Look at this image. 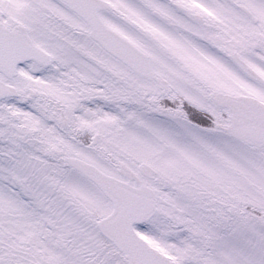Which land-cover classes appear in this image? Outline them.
I'll list each match as a JSON object with an SVG mask.
<instances>
[{"label":"snow or ice","instance_id":"6c2138e0","mask_svg":"<svg viewBox=\"0 0 264 264\" xmlns=\"http://www.w3.org/2000/svg\"><path fill=\"white\" fill-rule=\"evenodd\" d=\"M0 264H264V0H0Z\"/></svg>","mask_w":264,"mask_h":264}]
</instances>
